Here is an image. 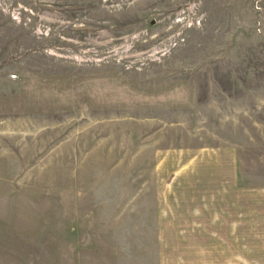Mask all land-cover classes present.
<instances>
[{
	"label": "rangeland",
	"instance_id": "rangeland-1",
	"mask_svg": "<svg viewBox=\"0 0 264 264\" xmlns=\"http://www.w3.org/2000/svg\"><path fill=\"white\" fill-rule=\"evenodd\" d=\"M235 170L264 196V0H0V264H93L159 202L214 263Z\"/></svg>",
	"mask_w": 264,
	"mask_h": 264
},
{
	"label": "crops",
	"instance_id": "crops-1",
	"mask_svg": "<svg viewBox=\"0 0 264 264\" xmlns=\"http://www.w3.org/2000/svg\"><path fill=\"white\" fill-rule=\"evenodd\" d=\"M219 185L221 196L218 200L220 211L217 225V260L214 263L190 264H264V196L244 198L238 192L244 184L236 170L228 177H221ZM164 200L167 201L165 198ZM186 205L189 206V203ZM187 211L189 212L180 207L164 209L159 202L155 214V228L152 236L147 239L148 242L138 237L123 239L125 241L121 246L104 241V249L101 246L93 248V264H178L170 253H176L178 237L184 235L185 231L190 233L185 221L193 222V230L195 221L201 220L195 218L192 210ZM193 233L199 234V230H193L191 234ZM246 244L251 246L245 248ZM118 245L120 248L115 249Z\"/></svg>",
	"mask_w": 264,
	"mask_h": 264
}]
</instances>
